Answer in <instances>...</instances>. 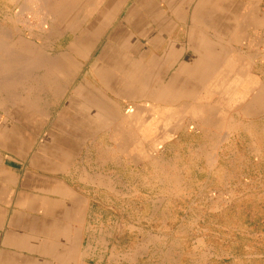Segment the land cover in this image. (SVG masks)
Listing matches in <instances>:
<instances>
[{
	"label": "crops",
	"instance_id": "1",
	"mask_svg": "<svg viewBox=\"0 0 264 264\" xmlns=\"http://www.w3.org/2000/svg\"><path fill=\"white\" fill-rule=\"evenodd\" d=\"M53 8L25 38L53 58L47 84L0 109V264H78L94 202L185 136L264 144V0ZM242 121L255 129L233 133Z\"/></svg>",
	"mask_w": 264,
	"mask_h": 264
},
{
	"label": "rangeland",
	"instance_id": "2",
	"mask_svg": "<svg viewBox=\"0 0 264 264\" xmlns=\"http://www.w3.org/2000/svg\"><path fill=\"white\" fill-rule=\"evenodd\" d=\"M14 1H8L13 2L9 11L20 10ZM27 8L21 15L25 19L12 17V23L0 14V24L11 30L14 40L26 38L27 27L36 32V25L28 22L41 14L34 19ZM18 55L15 51L12 57ZM31 85V77L14 80L10 91L15 98L0 96V109L30 96ZM240 123L233 133L255 129ZM256 127L261 128L260 122ZM199 133L174 142L153 163L126 169L123 182L110 185L108 199L94 202L92 231L86 234L78 264H264L262 138L252 145L249 136H231L222 129L219 151L213 152L209 145L203 150L207 138Z\"/></svg>",
	"mask_w": 264,
	"mask_h": 264
},
{
	"label": "bare ground",
	"instance_id": "3",
	"mask_svg": "<svg viewBox=\"0 0 264 264\" xmlns=\"http://www.w3.org/2000/svg\"><path fill=\"white\" fill-rule=\"evenodd\" d=\"M8 1H12V0H8ZM14 3H15V5H17L19 7L20 10L18 11L17 7H16L17 8L16 12L9 11V9L3 10V11L0 10V14L3 17V20H6V18H7V20H9L11 22L12 17L19 18V16H21L24 12L23 9L27 8L25 6H28L27 11L30 10L31 14L33 13V16L31 15L33 18L37 14H42L41 15V17H42V16H45V14L49 15V14H53L55 12V9L53 8V0H27L26 4H21L20 0H16V1H14ZM43 11H45V12H43ZM25 13H27V12L25 11ZM10 16H12V17H10ZM21 17H23V16H21ZM35 17H37V16H35ZM23 18L25 19V17H23ZM23 18H21V19H23ZM42 18H44V17H42ZM39 19H40V17L38 19L36 18L35 22H37V20H39ZM21 22L23 23V21H21ZM24 22H25V20H24ZM27 22H28V20H27ZM38 23H40V22L38 21ZM33 25L35 27V24H33ZM10 31H11L10 29H6L5 27H3V25L0 26V57H2V58H0V96L3 95V97L9 98L11 96L10 89L12 87L14 80H16V81L19 80V82H22V81L28 79L29 77H31V78H33V85L34 86L31 85L33 87V89H32L33 91L31 93V95L29 94L30 96H26V98L27 97L39 98L40 96L38 97V95L42 91L41 86L47 84L46 78L48 75L44 78V75H46L47 73L46 72L44 73L43 68H44V66L46 67V65L49 64V62H50L49 60H51L53 58L51 57V55H48L50 57L43 55L44 53H41L40 49L38 48V45L32 41H28L25 38H19L18 40H14L13 36L10 37V35H9ZM15 51L19 53V55L16 56V58L12 57V54ZM43 73H44V75H43ZM23 85H25V84H23ZM19 87H21V86H19ZM39 87H40V89H39ZM27 88H29V87L27 86ZM19 91H21V90H19ZM23 91H25V89H23ZM27 92H28V90H27ZM38 92H39V94H38ZM11 97L15 98L14 96H11ZM16 97H18V96H16ZM14 102H16V101L14 100ZM12 104H14V103H12ZM4 109L2 108V110H4Z\"/></svg>",
	"mask_w": 264,
	"mask_h": 264
}]
</instances>
